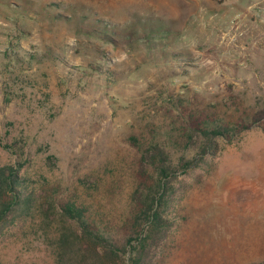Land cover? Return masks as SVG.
I'll return each instance as SVG.
<instances>
[{
	"label": "rangeland",
	"instance_id": "rangeland-1",
	"mask_svg": "<svg viewBox=\"0 0 264 264\" xmlns=\"http://www.w3.org/2000/svg\"><path fill=\"white\" fill-rule=\"evenodd\" d=\"M206 125L247 128L181 176L156 264L264 262V0H0V165L38 204L120 237L140 147L190 157ZM57 225L36 211L0 264H57Z\"/></svg>",
	"mask_w": 264,
	"mask_h": 264
},
{
	"label": "trees",
	"instance_id": "trees-1",
	"mask_svg": "<svg viewBox=\"0 0 264 264\" xmlns=\"http://www.w3.org/2000/svg\"><path fill=\"white\" fill-rule=\"evenodd\" d=\"M246 128L193 127L188 139L191 145H197L194 153L187 157L190 147L185 146L176 160L160 142L140 147L137 181L130 196L132 212L117 238L100 230L89 219L84 206L53 199H43L38 204L41 192L20 173L22 162L0 165V238L39 211L58 224L53 243L57 264H156L173 225L170 210L182 197L185 185L181 176L207 155L216 154L217 138L230 140ZM131 139L136 141L134 137Z\"/></svg>",
	"mask_w": 264,
	"mask_h": 264
}]
</instances>
